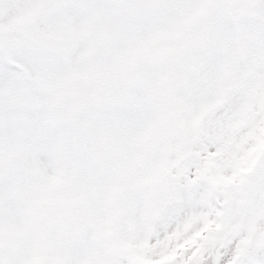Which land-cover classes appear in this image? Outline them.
I'll return each mask as SVG.
<instances>
[{
    "label": "snow or ice",
    "instance_id": "snow-or-ice-1",
    "mask_svg": "<svg viewBox=\"0 0 264 264\" xmlns=\"http://www.w3.org/2000/svg\"><path fill=\"white\" fill-rule=\"evenodd\" d=\"M0 264H264V0H0Z\"/></svg>",
    "mask_w": 264,
    "mask_h": 264
}]
</instances>
